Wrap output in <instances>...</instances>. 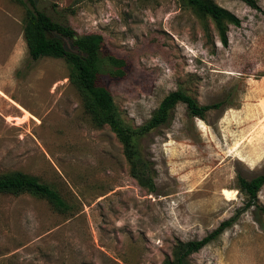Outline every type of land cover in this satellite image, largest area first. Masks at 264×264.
<instances>
[{"label": "rangeland", "instance_id": "374dc122", "mask_svg": "<svg viewBox=\"0 0 264 264\" xmlns=\"http://www.w3.org/2000/svg\"><path fill=\"white\" fill-rule=\"evenodd\" d=\"M34 1L80 35L101 34L126 61L124 77L104 76L125 124L142 126L178 89L200 105L225 103L204 119L178 104L139 141L155 170L150 194L109 127L86 111L68 64L29 57L24 5L0 0V175L37 177L68 207L1 193L0 264H161L177 241L201 239L244 205L236 177L264 173V0L260 10L213 0L240 20L225 47L184 0ZM257 198L264 208V185ZM252 210L189 264H264V213L260 225Z\"/></svg>", "mask_w": 264, "mask_h": 264}, {"label": "trees", "instance_id": "16d2710c", "mask_svg": "<svg viewBox=\"0 0 264 264\" xmlns=\"http://www.w3.org/2000/svg\"><path fill=\"white\" fill-rule=\"evenodd\" d=\"M25 7L23 37L29 57L36 61L43 57L63 59L69 66V82L80 92L84 107L93 122L107 125L122 147L129 166V175L139 187L148 193L156 192L155 170L140 151L139 141L151 131L166 125L171 112L178 104L186 107L190 117L204 119L207 112L221 108L225 100L207 105L198 101L185 91L178 89L169 92L160 101L157 109L142 126L133 128L124 123L113 101L104 76L109 79L122 78L127 73L124 59L105 50L104 38L98 33L78 34L72 27L53 20L37 8L34 0H17ZM198 16L210 18L214 23L218 40L222 46L228 44L229 26L238 27L240 20L213 0H184ZM254 10H260L257 0H238ZM67 43L69 44H66ZM264 185V173L247 180L236 177V189L245 202L228 219L201 239L187 242L177 241L161 264H189L188 258L206 245L216 241L239 217L249 209L254 220L260 225L264 208L258 205L257 194ZM18 195L29 193L46 199L56 210L66 211L67 204L50 185L40 182L37 177L20 172L0 175V194Z\"/></svg>", "mask_w": 264, "mask_h": 264}]
</instances>
